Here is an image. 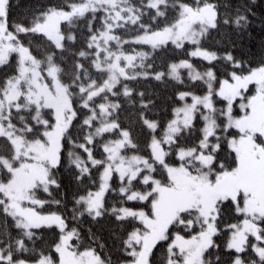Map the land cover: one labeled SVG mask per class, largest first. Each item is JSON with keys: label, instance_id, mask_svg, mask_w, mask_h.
Here are the masks:
<instances>
[{"label": "snow or ice", "instance_id": "6c2138e0", "mask_svg": "<svg viewBox=\"0 0 264 264\" xmlns=\"http://www.w3.org/2000/svg\"><path fill=\"white\" fill-rule=\"evenodd\" d=\"M255 2L221 12L213 0H63L16 21L0 0V68L10 69L0 77V264H116L91 230L85 241L62 212L45 211L61 205L51 197L65 151L82 187L71 220L114 218L119 264H264V55L203 46L213 31L246 32ZM130 27L131 39L117 34ZM170 45L192 48L157 71ZM139 80L183 86L166 124L130 86Z\"/></svg>", "mask_w": 264, "mask_h": 264}, {"label": "trees", "instance_id": "16d2710c", "mask_svg": "<svg viewBox=\"0 0 264 264\" xmlns=\"http://www.w3.org/2000/svg\"><path fill=\"white\" fill-rule=\"evenodd\" d=\"M213 2L221 5V12L225 11L224 6L230 5L232 9H235L239 4L243 3L244 0H213ZM250 2V0H249ZM11 9H10V20L19 21L24 19L26 16H30V14L41 8H46L49 5H56L63 3V0H10ZM171 3V0H170ZM253 10L255 12L254 17H250L251 24L249 25L246 32L242 35H237L233 33L230 37H222L218 35L215 31L211 33V35L203 41V46L210 48L213 51H219L221 54L223 53L225 47L231 48L234 55L237 58H243L245 60H259L262 55H264V49H262L261 45L264 42V25H262L261 21L264 20V0H256L255 5L253 6ZM174 12L170 9L167 21L164 18H160V25H163L166 22H171L173 19ZM145 22H148V18L145 17ZM99 27V24H97ZM221 31H224L223 29ZM230 31V30H229ZM119 35L123 36V38H131L135 35V31L129 28L128 32L120 30L117 32ZM87 28L84 25L80 26V29L77 31V35L79 37L78 42L76 44V49L82 47V41L86 38ZM222 39L228 40L230 39L235 43V47L232 48L231 44H223L218 43ZM25 43H28V39H25ZM133 45L126 46V50L130 51ZM140 48V46H134ZM192 48L191 45H186L183 50H176L174 46H169L166 51L159 53L156 56L154 61L156 65V70H163V67L173 60H179L188 58L186 53L190 51ZM146 51H151L150 48L145 47ZM194 64L198 66V69L203 70L207 67V62L200 61L198 58H192ZM255 66V65H254ZM218 73H222L224 71L221 64H217L216 66ZM8 68H0V77L4 75L5 72H9ZM184 76H187V73L184 72ZM130 86L135 88L137 92L144 91L149 99H152L155 102V108L153 109V113L150 118L159 120L162 124H166L168 119L171 117V110L175 106V90L179 88L183 90V86H176L172 82L161 83L155 80H139L130 82ZM138 107V101H137ZM125 112L121 115V120L124 121L125 127H131L130 122L126 118L128 115H131L135 112V109L129 105L125 104ZM134 136L139 137L140 140H143V137L139 136V126L136 125L132 127ZM65 151V159L62 166L59 168L57 175L61 181V187L57 189H53L52 197L54 199L61 200V205L57 207L52 204L45 208V211H60L62 212L69 220L70 226H77L85 241L88 240L89 230L95 234L98 238V243H103L105 248L102 250V254L111 255L113 261L116 264H119V259L121 253L117 248V240L116 236L119 235L122 230L120 225L114 222V218L104 217L99 219V221H93L90 217L85 214L78 221H72L71 217L73 215L72 208L74 206V195L78 194L82 187L78 186L76 182L73 180L69 171L67 170V158ZM100 150H97V157L99 158ZM95 175V173H94ZM89 182L86 180L85 184ZM114 186H118V181L113 182ZM115 194H109L108 199L111 201L114 198ZM44 199H51L47 196V194H41ZM3 218L0 217V220ZM10 223V220H9ZM14 231V230H13ZM44 240L48 241L52 238V233L45 231L43 233ZM224 235L217 238V243L221 245L223 248V240ZM215 251V250H214ZM160 257V250H157V258Z\"/></svg>", "mask_w": 264, "mask_h": 264}, {"label": "rangeland", "instance_id": "374dc122", "mask_svg": "<svg viewBox=\"0 0 264 264\" xmlns=\"http://www.w3.org/2000/svg\"><path fill=\"white\" fill-rule=\"evenodd\" d=\"M118 34V33H117ZM119 35V34H118ZM124 39H131V38H124ZM135 45H133L132 46V48L134 47ZM144 47H148V46H140V48H137V47H135V48H137V50H145V48ZM192 59V58H191ZM193 62V61H192ZM200 70V69H199ZM202 71V70H201ZM41 198H42V196H41ZM225 239V238H224ZM222 243H224V240H223V242ZM223 250V248H221V251ZM214 251V250H213ZM212 259L214 260L215 259V255H213L212 256Z\"/></svg>", "mask_w": 264, "mask_h": 264}]
</instances>
